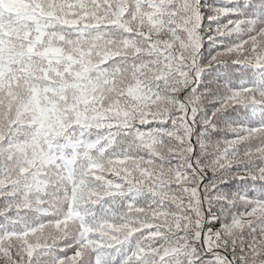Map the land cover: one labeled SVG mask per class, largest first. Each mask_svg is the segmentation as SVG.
Instances as JSON below:
<instances>
[{
	"label": "snow or ice",
	"instance_id": "obj_1",
	"mask_svg": "<svg viewBox=\"0 0 264 264\" xmlns=\"http://www.w3.org/2000/svg\"><path fill=\"white\" fill-rule=\"evenodd\" d=\"M0 264H264V0H0Z\"/></svg>",
	"mask_w": 264,
	"mask_h": 264
}]
</instances>
